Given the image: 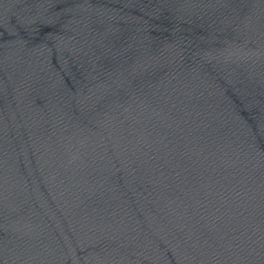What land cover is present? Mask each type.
Listing matches in <instances>:
<instances>
[{"label":"water","instance_id":"obj_1","mask_svg":"<svg viewBox=\"0 0 264 264\" xmlns=\"http://www.w3.org/2000/svg\"><path fill=\"white\" fill-rule=\"evenodd\" d=\"M0 264H264V0H0Z\"/></svg>","mask_w":264,"mask_h":264}]
</instances>
